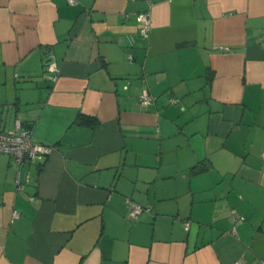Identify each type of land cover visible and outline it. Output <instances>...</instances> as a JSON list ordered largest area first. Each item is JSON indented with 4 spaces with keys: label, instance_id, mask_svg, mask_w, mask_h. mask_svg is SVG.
<instances>
[{
    "label": "crops",
    "instance_id": "0c3cea01",
    "mask_svg": "<svg viewBox=\"0 0 264 264\" xmlns=\"http://www.w3.org/2000/svg\"><path fill=\"white\" fill-rule=\"evenodd\" d=\"M151 1L0 0V264H264V0Z\"/></svg>",
    "mask_w": 264,
    "mask_h": 264
},
{
    "label": "built area",
    "instance_id": "2783aa9c",
    "mask_svg": "<svg viewBox=\"0 0 264 264\" xmlns=\"http://www.w3.org/2000/svg\"><path fill=\"white\" fill-rule=\"evenodd\" d=\"M73 3L74 0H68ZM148 4V9L138 11L135 15L138 24L137 34L141 39H147L150 33L151 21L150 10L151 0H145ZM133 39H130V46L134 45ZM131 57V55H129ZM46 71L51 74L54 80L57 76V66L54 60L47 54L44 60ZM153 96L145 89L140 94L141 103L147 104L152 100ZM53 150V146L33 140L30 129L22 127L17 123L14 129L8 131H0V154L9 155L18 165H23L26 162L36 159L46 158ZM19 178H17L18 181ZM128 204V216L136 217L142 210L147 207L136 203L129 197L126 198ZM241 219L243 217H240ZM188 224L186 223V228Z\"/></svg>",
    "mask_w": 264,
    "mask_h": 264
},
{
    "label": "trees",
    "instance_id": "16d2710c",
    "mask_svg": "<svg viewBox=\"0 0 264 264\" xmlns=\"http://www.w3.org/2000/svg\"><path fill=\"white\" fill-rule=\"evenodd\" d=\"M78 122L81 124H85L88 126H94L97 123L96 118L91 116H85V115H79L78 116ZM201 168L196 167L195 170L199 171Z\"/></svg>",
    "mask_w": 264,
    "mask_h": 264
}]
</instances>
